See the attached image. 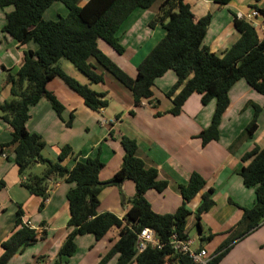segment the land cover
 I'll list each match as a JSON object with an SVG mask.
<instances>
[{
    "label": "crops",
    "instance_id": "obj_1",
    "mask_svg": "<svg viewBox=\"0 0 264 264\" xmlns=\"http://www.w3.org/2000/svg\"><path fill=\"white\" fill-rule=\"evenodd\" d=\"M88 1L78 0V4L82 7ZM187 1L198 19L210 16L204 44L219 56L240 38L234 26V15L242 19L257 11L254 6L264 10V0H231L223 6L215 0ZM161 4L162 0H158L150 9L136 10L125 20L118 34L123 54H118L103 41L99 42V49L133 78L139 64L166 36L162 24L150 25L159 14ZM13 10V7L0 9V106L11 97L8 76H15L24 64L26 53L38 48L35 43L21 46L3 32L6 15ZM67 15L68 9L57 2L45 11L43 19L46 22L56 21ZM246 21L253 25L260 37L264 36V16L259 14L258 17L246 18ZM89 62L99 74H103L102 84H92L66 59H61L58 65L80 84L106 94L109 104L98 112L92 111L62 80L51 81L47 90L64 106L62 119L46 99H41L30 108V119L26 124L30 133L41 136L45 141L44 158L56 160L65 145L79 155V160L100 158L104 167L99 180L105 186L99 196V213L108 212L123 219L137 194L136 185L130 180L119 185L108 183L122 166L124 149L121 137L133 139L138 146L137 157L146 168L156 169L160 178L168 182L163 193L150 190L145 194L155 213L173 214L180 208L183 198L179 187L189 183L192 173L196 172L205 179V188L187 204L191 214L186 233L191 251L203 249L211 259L230 247L219 264H264V222L239 238L245 229L244 225H240L244 209L253 208L256 202L255 188L246 187L240 175L243 167L241 159L256 146L264 147V97L245 80L235 83L229 91L230 105L222 117L219 140L203 146L199 135L212 122L215 100L203 109L201 96L195 93L185 102L179 115L168 113L173 108V99L193 74H189L168 97L167 93L177 83L175 73L168 72L155 83L153 103L144 101L135 106L129 89L95 59L91 58ZM253 105L261 110L258 127L250 140L241 143V135L255 116ZM72 116V126L67 127L66 122ZM11 134V127L0 118V182L3 183L0 188V257L3 254L2 244L14 233L16 214L22 210V222L36 231V240L21 254L15 255L9 264H54L69 234L67 193L73 184L64 180L52 182L48 187L49 197L41 209L42 199L31 196L21 185L14 162V147L1 150L3 144L10 142ZM66 164L71 169L75 162L69 159ZM40 168L41 165L34 167L37 170ZM211 189L215 204L201 215L199 230L196 213L203 202V194ZM117 235L113 231L101 240H96L93 235L79 236L75 254L64 264H99L116 242ZM118 257L114 256L106 264H116ZM131 264H137L136 260Z\"/></svg>",
    "mask_w": 264,
    "mask_h": 264
},
{
    "label": "trees",
    "instance_id": "obj_2",
    "mask_svg": "<svg viewBox=\"0 0 264 264\" xmlns=\"http://www.w3.org/2000/svg\"><path fill=\"white\" fill-rule=\"evenodd\" d=\"M157 1L89 0L81 7L78 0H0V9L14 8L6 15L7 22L3 32L21 46L35 43L38 47L36 51L26 53L24 64L15 76H8L7 83L12 99L0 106V118L11 127L12 134L10 142L3 144L1 150L14 147V162L21 185L31 196L42 199L41 209L49 197L48 187L52 182L64 180L73 184L67 193L69 234L54 264H64L75 254L76 239L79 236L93 235L96 240H101L113 231L118 233L117 240L111 242L112 248L99 264H106L116 255H119L116 264H131L133 260L137 264H193L186 255L173 249L171 237L177 234L181 240L188 239L186 226L191 212L187 209V204L206 185L202 176L192 173L189 183L179 187L183 198L180 208L173 214L155 213L145 194L150 190L163 193L168 182L160 178L156 169L146 168L144 162L137 157V142L122 136V166L108 184L119 185L126 180L133 181L137 194L123 219L112 213H99V196L105 186L99 180V174L104 167L100 158L79 160V155L69 145H65L60 149L56 160L46 159L42 154L46 148L45 141L41 136L30 133L26 127L30 119V108L41 99H46L62 119L64 106L47 90V85L55 79L62 80L70 90L80 96L88 109L98 112L108 106L106 94L95 92L63 72L58 65L61 59L68 60L92 84H102L103 74H99L96 67L89 62V59H95L133 93L135 106H140L144 101L153 103L155 83L168 72H174L177 76V83L167 93L168 97L172 96L189 74H193L173 99V108L168 113L179 115L185 102L195 93L201 96L204 106L215 100L212 122L199 135L203 146L219 140L222 117L230 105L229 91L235 83L245 80L264 97V36L260 37L251 23L234 15V26L240 38L221 56L216 55L204 44L210 16L198 19L187 0H162L159 14L150 25L162 24L166 36L139 64L134 78L99 49V42L103 41L118 54H123L124 48L118 36L122 24L136 10L150 9ZM215 1L223 6L231 0ZM258 1L260 0H256ZM57 2L68 9V15L56 21H44L45 11ZM253 8L264 16V10L257 6ZM253 106L254 119L240 139L245 134L252 137L257 130V119L261 110L258 106ZM72 120L73 116L66 122L67 127L72 126ZM69 159L75 162L71 169L66 164ZM241 161L243 167L240 175L246 187L255 188L256 202L253 208L244 209L240 225H244L245 229L239 238L254 231L264 222V147L256 146L245 153ZM37 165L43 166L42 174L31 172ZM2 187L3 183L0 182V188ZM212 193L211 189L203 194V202L196 213L199 230L201 215L207 213L215 204ZM22 218L23 211L19 210L14 233L2 244L0 264H9L15 255L21 254L36 240V231L23 224ZM145 228L155 232L162 244L161 249L148 246L143 252L137 251L138 235ZM229 249L227 247L215 255L207 264H219Z\"/></svg>",
    "mask_w": 264,
    "mask_h": 264
},
{
    "label": "built area",
    "instance_id": "obj_3",
    "mask_svg": "<svg viewBox=\"0 0 264 264\" xmlns=\"http://www.w3.org/2000/svg\"><path fill=\"white\" fill-rule=\"evenodd\" d=\"M258 16V11H252L243 18L251 19ZM171 245L175 251L181 253L182 255H186L193 262V264H207L211 260L208 258L206 251L203 249L196 252L191 251L189 248V242L187 240L179 239L177 234L172 235ZM148 246L156 247L158 249L162 248V244L156 237L155 232L149 228H145L138 235L136 249L138 252H143Z\"/></svg>",
    "mask_w": 264,
    "mask_h": 264
},
{
    "label": "rangeland",
    "instance_id": "obj_4",
    "mask_svg": "<svg viewBox=\"0 0 264 264\" xmlns=\"http://www.w3.org/2000/svg\"><path fill=\"white\" fill-rule=\"evenodd\" d=\"M62 17V16H61ZM58 18V17H57ZM12 99V96L9 98V100L8 101H10ZM209 105V104H208ZM207 105V106H208ZM207 106H203V109H205ZM215 112V111H214ZM1 114V113H0ZM213 115H214V113H213ZM213 117V116H212ZM251 139V137H247V134H245L244 135V137L242 138V140H241V143H243L244 141H247V140H250ZM43 166H41V168L39 169V170H37V169H34V168H32V170H31V172H34V173H36V174H42V172H43Z\"/></svg>",
    "mask_w": 264,
    "mask_h": 264
},
{
    "label": "clouds",
    "instance_id": "obj_5",
    "mask_svg": "<svg viewBox=\"0 0 264 264\" xmlns=\"http://www.w3.org/2000/svg\"><path fill=\"white\" fill-rule=\"evenodd\" d=\"M242 19H244V18L242 17ZM244 20H246V19H244Z\"/></svg>",
    "mask_w": 264,
    "mask_h": 264
}]
</instances>
